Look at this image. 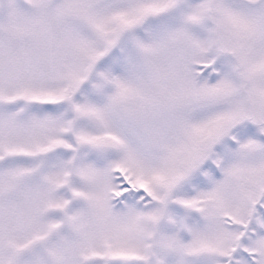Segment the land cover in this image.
<instances>
[{"label": "snow or ice", "instance_id": "snow-or-ice-1", "mask_svg": "<svg viewBox=\"0 0 264 264\" xmlns=\"http://www.w3.org/2000/svg\"><path fill=\"white\" fill-rule=\"evenodd\" d=\"M0 264H264V0H0Z\"/></svg>", "mask_w": 264, "mask_h": 264}]
</instances>
